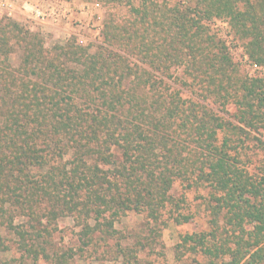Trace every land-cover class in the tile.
<instances>
[{"label": "trees", "instance_id": "obj_1", "mask_svg": "<svg viewBox=\"0 0 264 264\" xmlns=\"http://www.w3.org/2000/svg\"><path fill=\"white\" fill-rule=\"evenodd\" d=\"M79 1L110 11L93 52L76 39L47 48L0 19L2 264H75L101 247L144 264L117 225L129 213L154 229L168 212L189 223L179 181L209 187L210 201L208 230L181 236L176 263L264 264V159L253 172L241 155L243 137L263 134L264 80L243 74L210 26L226 22L264 66V0ZM62 218L76 250L55 249Z\"/></svg>", "mask_w": 264, "mask_h": 264}, {"label": "rangeland", "instance_id": "obj_2", "mask_svg": "<svg viewBox=\"0 0 264 264\" xmlns=\"http://www.w3.org/2000/svg\"><path fill=\"white\" fill-rule=\"evenodd\" d=\"M166 1L170 5L178 3L180 0H157ZM184 3V2H182ZM97 3L82 2L79 0H14V13L6 16L0 13V19H11L25 29L39 33L45 40V46L52 48L55 45H64L70 39H76L79 44L90 46L91 51H95L103 42L104 23L110 14L107 7H96ZM70 10V11H69ZM36 11L41 13L42 18H37ZM126 9L122 12L125 13ZM212 30L217 32L221 39L226 40L233 54L234 60L239 64L241 72L248 77L260 78L264 80V66L260 73L251 70V63L243 56V46L233 39L228 24L217 20L210 24ZM21 50L16 47L12 54V63L17 66L21 61ZM182 69L174 71V77L181 75ZM257 76V77H255ZM172 82V81H171ZM176 87L179 84H175ZM188 91V92H187ZM184 96L190 97L189 90H184ZM229 119L234 121V108L230 107ZM263 134L255 132L251 136L243 137V147L241 155L243 164L251 171L261 168L264 159V144L259 143L256 137L264 143ZM174 195L177 198H184L183 213L192 216L189 223L177 225L170 220L169 212L165 214V224L156 226L148 223L142 215L129 213L123 217L117 227L131 235V245L137 244L139 258L144 264H180L174 260V247L179 243L182 235L198 231L208 230V203L210 201L209 187H193L188 189L186 183L177 182L174 188ZM61 230L54 237V245L57 250L68 248L77 249L79 239L77 230L71 218L60 220ZM154 231V232H153ZM158 233L160 236L153 235ZM104 249L99 248L98 252L85 254L75 264H123L115 259L114 255L105 254ZM6 260L5 254H0V264ZM186 262V261H185ZM190 262L188 261L189 264ZM39 264H49L42 261Z\"/></svg>", "mask_w": 264, "mask_h": 264}, {"label": "built area", "instance_id": "obj_3", "mask_svg": "<svg viewBox=\"0 0 264 264\" xmlns=\"http://www.w3.org/2000/svg\"><path fill=\"white\" fill-rule=\"evenodd\" d=\"M96 7H100L99 4H95ZM0 13H4L6 16H11L14 13V0H0ZM37 18H42L41 13L39 11H36ZM11 19V17H6ZM251 70L256 73H260L262 66H259L257 64H250ZM257 77V76H255Z\"/></svg>", "mask_w": 264, "mask_h": 264}, {"label": "crops", "instance_id": "obj_4", "mask_svg": "<svg viewBox=\"0 0 264 264\" xmlns=\"http://www.w3.org/2000/svg\"><path fill=\"white\" fill-rule=\"evenodd\" d=\"M70 11V10H69Z\"/></svg>", "mask_w": 264, "mask_h": 264}]
</instances>
